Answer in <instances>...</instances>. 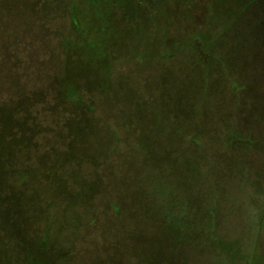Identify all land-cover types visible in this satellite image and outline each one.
Instances as JSON below:
<instances>
[{
  "label": "rangeland",
  "instance_id": "obj_1",
  "mask_svg": "<svg viewBox=\"0 0 264 264\" xmlns=\"http://www.w3.org/2000/svg\"><path fill=\"white\" fill-rule=\"evenodd\" d=\"M0 264H264V0H0Z\"/></svg>",
  "mask_w": 264,
  "mask_h": 264
}]
</instances>
